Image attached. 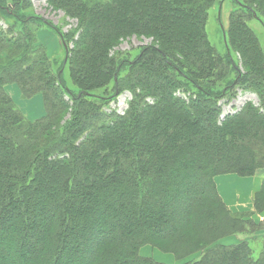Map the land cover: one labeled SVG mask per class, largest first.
<instances>
[{
  "label": "trees",
  "instance_id": "obj_1",
  "mask_svg": "<svg viewBox=\"0 0 264 264\" xmlns=\"http://www.w3.org/2000/svg\"><path fill=\"white\" fill-rule=\"evenodd\" d=\"M12 1L0 0V16L17 19L0 25V264H162L142 253L149 244L182 264H264V181L247 212L216 183L264 169L252 25L264 27V0H46L67 31ZM217 2L229 8L225 53L207 29ZM45 28L65 44L71 85ZM133 38L150 41L121 48ZM13 83L42 94L46 114L29 118ZM127 92L126 110L111 109ZM240 92L258 104L225 114Z\"/></svg>",
  "mask_w": 264,
  "mask_h": 264
},
{
  "label": "rangeland",
  "instance_id": "obj_2",
  "mask_svg": "<svg viewBox=\"0 0 264 264\" xmlns=\"http://www.w3.org/2000/svg\"><path fill=\"white\" fill-rule=\"evenodd\" d=\"M9 3V6L11 7V11L14 10L16 7L15 4L13 3L12 0H7ZM32 4L29 6H21L20 7V14L21 15H32L34 13L40 14L47 20H51L53 23L62 26V29L64 31H67L70 29L71 24H66L65 18H64V12L63 11H55L49 5L47 4L46 0H32ZM219 2L215 3V5L212 7L210 10L209 14V19H208V24H207V29H208V35L211 41L215 44V46L223 53L227 52V41L225 37V32L223 29L225 26L228 24V13H229V8L228 5H223L222 6V11L220 8ZM1 17V16H0ZM221 18V19H220ZM10 19V20H9ZM16 18H5L1 17L0 18V25H3L6 27V22L10 23H16ZM71 23L74 25L76 23L75 20L71 19ZM225 25V26H224ZM253 27L255 28L256 32L260 36L262 40V44L264 45V27L263 25L258 22V21H253L252 22ZM46 29V28H45ZM39 40L46 45L47 50H49L52 54H50L52 57L57 60L56 66L61 67L62 66V71L65 74L66 79L68 80L69 85H71V82L69 80L68 76V68L66 67L63 69L65 57H66V47L65 44L58 35L54 32V30L47 28V30H42L39 33L38 36ZM150 40L143 39H135L133 38L130 41H125L121 48L124 50L131 49L132 47H138L143 44H147ZM139 52L135 50L133 52V55H137ZM18 87V84H15ZM11 90V89H10ZM38 97V96H37ZM42 95L39 96V98H36L33 102H27L26 100H29L28 98H20L19 94L17 95L16 99L18 102L24 104L26 106V109L31 114V119H37L46 114L45 111V105L43 104L42 100L43 97ZM131 95L130 93H122L120 94L115 101L112 102L110 105L111 109H117L120 113H123L127 106H128V101L130 99ZM252 100L256 104H258V96L252 92H240L239 96L236 100L232 101L229 104H226L224 106V113L227 114L229 112H234L238 109H240L247 101ZM32 107V108H31ZM35 107V108H33ZM41 107V111H40ZM41 112V113H40ZM257 173V172H256ZM255 173V174H256ZM222 197V196H221ZM224 200V199H223ZM226 203V202H225ZM260 232V231H259ZM226 243H233L237 241V237H231V238H226L224 240ZM142 253L147 256H152L155 258L157 261H159L162 264H182L184 261L178 260L174 254L170 252H165L162 250H159L158 248L152 246L151 244L146 245L142 249ZM187 261V259H186Z\"/></svg>",
  "mask_w": 264,
  "mask_h": 264
},
{
  "label": "crops",
  "instance_id": "obj_3",
  "mask_svg": "<svg viewBox=\"0 0 264 264\" xmlns=\"http://www.w3.org/2000/svg\"><path fill=\"white\" fill-rule=\"evenodd\" d=\"M42 30L44 31L47 29H42ZM48 52L49 54H52L49 50ZM7 89L13 96L14 100L23 108L27 116L31 118L32 116L28 111V109H26V106L18 102L16 99L18 94L20 98L23 97L19 86L17 87L15 83L8 84ZM40 95L42 94H37L34 97L29 98V100L26 99L24 100L27 102H33L36 98H39ZM42 102L44 104V99L42 100ZM40 111H41V107H40ZM263 181H264V169H260L255 175L252 176H240L235 173H228V174L219 175L216 178L217 188L220 195L226 202L227 206L234 212H247L254 210V198L256 194L261 190ZM255 218L263 219L264 212L255 214Z\"/></svg>",
  "mask_w": 264,
  "mask_h": 264
}]
</instances>
